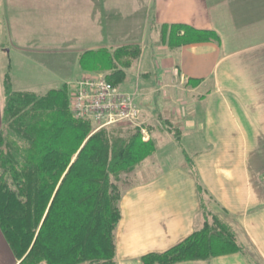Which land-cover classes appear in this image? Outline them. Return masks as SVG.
Returning a JSON list of instances; mask_svg holds the SVG:
<instances>
[{
	"label": "crops",
	"instance_id": "crops-1",
	"mask_svg": "<svg viewBox=\"0 0 264 264\" xmlns=\"http://www.w3.org/2000/svg\"><path fill=\"white\" fill-rule=\"evenodd\" d=\"M12 7L17 10L3 11L5 23H24L27 4L17 0ZM108 9L141 21L142 52L126 70L138 72L135 89L150 78L142 70L146 47H153L159 81L153 90H138L142 121L167 120L179 132L176 139L173 129L164 130L156 156L173 147L159 157L162 167L124 193L113 264H145V256L182 243L202 227L205 207L232 229L242 251L174 264H264V0H34V19L98 25L85 49H99L106 47ZM175 24L214 31L218 39L172 47L164 28ZM52 34L57 40L58 27ZM26 51L36 50L0 47V130L12 54ZM153 94L156 110L143 105ZM20 263L0 229V264Z\"/></svg>",
	"mask_w": 264,
	"mask_h": 264
},
{
	"label": "trees",
	"instance_id": "trees-1",
	"mask_svg": "<svg viewBox=\"0 0 264 264\" xmlns=\"http://www.w3.org/2000/svg\"><path fill=\"white\" fill-rule=\"evenodd\" d=\"M167 43L217 40L210 30L186 24L170 28ZM142 52L141 45L121 46L114 53L87 51L82 68L110 66L107 81L120 83ZM5 106L0 130V229L20 264H113L116 230L125 191L118 176L153 151L151 142L110 140L111 125L90 133V120L76 118L68 90L44 94L15 91L5 76ZM118 81V82H117ZM220 230L208 224L182 243L145 264H174L242 251L232 229L218 216ZM222 223H221V222Z\"/></svg>",
	"mask_w": 264,
	"mask_h": 264
},
{
	"label": "rangeland",
	"instance_id": "rangeland-1",
	"mask_svg": "<svg viewBox=\"0 0 264 264\" xmlns=\"http://www.w3.org/2000/svg\"><path fill=\"white\" fill-rule=\"evenodd\" d=\"M14 1L17 0H0V47L3 49L10 48L13 47L15 43L19 47L26 46L27 49H35L36 51L35 53H30L28 51L23 52L19 58L16 57L15 53L12 54L13 70L12 72L9 71L7 74L10 81V74L12 73V76L14 74L13 89L21 88L22 90H32V92L36 91L40 94H44L51 89H63L66 90V92L68 90L70 102L71 88L81 78L87 76L95 78L107 77V79L110 80L108 75L110 73L108 61H105L104 59L100 65L82 68L78 65L74 53L78 55L79 61L80 55L87 51L104 49L114 53L118 47L126 45L136 46L140 44L139 36L142 31L141 21L138 20L139 24L137 21L135 23H133V21H126L130 20V18H123L117 14L116 9H108L106 24L102 25V29L105 31L106 36V47L86 50L85 48L87 43L90 42L91 44L93 38L98 36V25H91L88 29L87 25L82 24L62 23L59 25H51L49 23H36L34 19V0H19L27 4L24 23H5L6 19L3 11L5 8L4 12H8L9 10L13 12V10H17V8L12 7ZM62 11L66 14L68 11H71V9L64 7ZM56 27L59 29V34L57 36V40H52L50 38ZM164 30L168 31L166 34V36H168L170 33L169 28L166 27ZM36 35V40H34L33 38ZM39 35L42 36L41 39ZM74 44L79 45L77 48L75 47L73 49L74 46L72 47V45ZM101 44L103 45L104 43L102 42ZM152 48L153 47L150 44L146 47L142 70L144 73L150 72V78H145L143 76L140 79V85L137 86L138 89H135L138 72L132 69L128 72V76L126 74V76L119 81L120 83H117L116 85V87L120 90L135 95V102L139 108V117H137L133 122H130L131 126H113L109 129V131H106L107 137L110 140H131L138 138L139 143H142L143 140L148 142L150 141L152 146H154L153 151L149 155L142 157L135 165H132L128 172H122L118 176V185L122 191H125L130 186L151 177L160 170L162 164L159 157L166 154L173 147L172 145L166 146L163 148L159 156H156V151L158 150L157 148L161 146V144L165 143L166 140L162 137L164 130L169 128L173 129V136L176 139L179 134L178 128L175 124L171 123L169 126L165 125L167 124L165 122H168L167 120H162V122L159 123L158 121L152 119L150 122L145 123V121H142L141 118V108L139 107L137 101L139 96L138 90L140 92L146 89L153 90L156 88L157 82L159 81L155 76ZM50 49L57 50L53 51V53H49ZM138 60L139 59H137V61ZM133 70L134 73L132 75L131 73ZM152 98L148 101L144 100L143 105L150 110L152 108L153 110H156V98L154 94ZM101 129L102 128H99L95 123H92L90 125L89 132L95 133ZM202 214V227L205 224H208L209 228L212 230L222 229L221 226H218L216 223L215 216L213 219L212 213L208 211L206 207L204 208Z\"/></svg>",
	"mask_w": 264,
	"mask_h": 264
},
{
	"label": "built area",
	"instance_id": "built-area-1",
	"mask_svg": "<svg viewBox=\"0 0 264 264\" xmlns=\"http://www.w3.org/2000/svg\"><path fill=\"white\" fill-rule=\"evenodd\" d=\"M71 109L75 117L92 120L99 128L139 117L135 95L124 92L103 77L78 80L71 88Z\"/></svg>",
	"mask_w": 264,
	"mask_h": 264
}]
</instances>
